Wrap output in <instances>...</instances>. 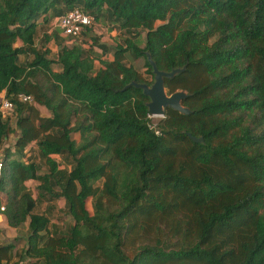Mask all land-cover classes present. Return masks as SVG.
<instances>
[{
  "label": "trees",
  "instance_id": "16d2710c",
  "mask_svg": "<svg viewBox=\"0 0 264 264\" xmlns=\"http://www.w3.org/2000/svg\"><path fill=\"white\" fill-rule=\"evenodd\" d=\"M74 8L117 25L123 43L82 41L92 25L70 45L37 38L39 21ZM147 54L159 70L185 68L164 86L186 92L189 114L167 107L153 124L148 96L124 89L152 84ZM0 94L15 115L11 125L0 111V147L15 132L20 156L1 158L0 214L12 228L28 220L24 249L0 243V264H264V0H0ZM31 180L65 201L64 233L35 212Z\"/></svg>",
  "mask_w": 264,
  "mask_h": 264
},
{
  "label": "rangeland",
  "instance_id": "374dc122",
  "mask_svg": "<svg viewBox=\"0 0 264 264\" xmlns=\"http://www.w3.org/2000/svg\"><path fill=\"white\" fill-rule=\"evenodd\" d=\"M159 22L156 23L158 25ZM50 30L51 32H58V35L60 37V31L56 27L55 19H51L48 22L44 23L42 21H39L38 24V32H37V38L41 39L43 36V32ZM90 32H86V34H83L81 39L84 42H90L91 39L90 36L96 35L100 37V42L103 44H109L112 45V47L115 44H122L124 40V33L117 25H113L108 22L107 19L101 17L98 21H94L92 26L90 27ZM145 37V32L140 33L139 36V42L138 44L140 46H143V41ZM80 39V40H81ZM77 39V41H80ZM89 43V44H90ZM70 45V44H69ZM49 53L48 56L51 58H54L56 56V52L58 50V45L53 41L50 40L48 45H46ZM113 49V48H110ZM96 52H99L97 49ZM24 57H20V62L24 61ZM126 62L133 67H135L140 72L144 73L146 71V67L144 65V58H134L132 55L127 54L126 55ZM39 112L42 115H46L49 113L45 108L39 107ZM4 118H8L11 125H14L15 121V115L12 110H9L7 112L3 113ZM163 116H154L152 117L153 124H155L160 118ZM72 138L76 143L80 141V136L78 133H73ZM15 139L14 135H9L8 138L5 141L4 146L0 147V161L3 157V153L5 149H9L10 152H12L14 158H20V156L11 150V144L13 143V140ZM25 155L32 160L36 161L39 165V173H45L46 167L44 166V163L40 161L37 157L36 147L33 144L28 145L24 149ZM55 160L58 163V166L61 170L68 171L70 169L71 163L62 156H55ZM97 185L101 186V182H97ZM28 189L32 193L33 198L36 199V207L35 212L38 213H44L49 218V226L48 230L51 233H64L69 225L71 224V218L67 213V209L65 206V201L60 197H49L48 194H44L42 196H39L38 190V182L36 181H28L26 183ZM0 199L2 201V204H5L6 202V196L4 193L0 192ZM92 199H88L86 201V207L92 214L93 207H92ZM28 233V220H26L23 224H21L17 228H11L9 227L3 220L2 216L0 215V243H12L15 246V250L18 252V254L24 249L26 244V236ZM14 260H17V257L14 258ZM22 264H44L41 260H34V259H25L22 261Z\"/></svg>",
  "mask_w": 264,
  "mask_h": 264
},
{
  "label": "water",
  "instance_id": "95a60500",
  "mask_svg": "<svg viewBox=\"0 0 264 264\" xmlns=\"http://www.w3.org/2000/svg\"><path fill=\"white\" fill-rule=\"evenodd\" d=\"M147 59L152 66L153 82L152 84L130 82L125 88L134 86L141 88L143 94L148 96L149 101L147 102L148 112L153 116H163L165 108L170 107L171 109L178 111L181 114H189L190 109L183 106L182 100L186 98V92L183 90H176L172 93L164 86L165 78H172L175 74L182 72L185 68H173L170 71L159 70L150 56L147 54ZM187 135L194 142H202L203 137H195L191 133Z\"/></svg>",
  "mask_w": 264,
  "mask_h": 264
},
{
  "label": "built area",
  "instance_id": "2783aa9c",
  "mask_svg": "<svg viewBox=\"0 0 264 264\" xmlns=\"http://www.w3.org/2000/svg\"><path fill=\"white\" fill-rule=\"evenodd\" d=\"M56 27L60 31V34L64 38H70L72 41H67L66 44H72L80 38L84 28L94 23V18L80 10L74 8L55 18ZM19 98L23 101H31V97L28 95H19ZM9 110H13V103L7 100L3 94H0V111L2 114ZM150 118L154 117L149 113ZM1 169V161H0ZM3 209V207H1Z\"/></svg>",
  "mask_w": 264,
  "mask_h": 264
},
{
  "label": "crops",
  "instance_id": "0c3cea01",
  "mask_svg": "<svg viewBox=\"0 0 264 264\" xmlns=\"http://www.w3.org/2000/svg\"><path fill=\"white\" fill-rule=\"evenodd\" d=\"M47 32L50 33L51 31H50V30H47ZM79 40H80V39H79ZM51 41L53 42L54 40H51ZM49 42H50V41L47 42V45H48ZM54 42H55V41H54ZM56 53H57V52H56ZM95 65H96V67L99 66V62H98L97 60L95 61ZM48 115H50V114L48 113V114H46V115H44V116H48ZM11 135H14V137L16 138V133H15V132H14V133H11ZM14 141H15V139L13 140V143H14ZM13 143H12V144H13ZM12 144H11V145H12ZM0 215H1V214H0ZM1 216H2V218H3V220H4L3 215H1ZM4 222L6 223L5 220H4ZM6 224H7V223H6ZM9 227H10V226H9ZM11 228H12V227H11ZM1 243H2V242H1Z\"/></svg>",
  "mask_w": 264,
  "mask_h": 264
}]
</instances>
